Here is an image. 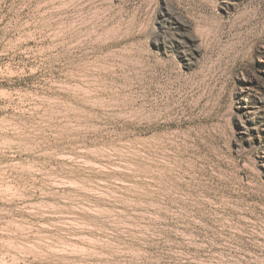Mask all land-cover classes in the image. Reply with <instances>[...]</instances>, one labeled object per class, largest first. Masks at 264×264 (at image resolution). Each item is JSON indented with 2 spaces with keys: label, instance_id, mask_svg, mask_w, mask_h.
Masks as SVG:
<instances>
[{
  "label": "rangeland",
  "instance_id": "374dc122",
  "mask_svg": "<svg viewBox=\"0 0 264 264\" xmlns=\"http://www.w3.org/2000/svg\"><path fill=\"white\" fill-rule=\"evenodd\" d=\"M0 264H264V0H0Z\"/></svg>",
  "mask_w": 264,
  "mask_h": 264
}]
</instances>
